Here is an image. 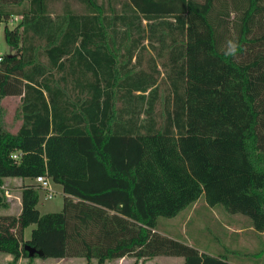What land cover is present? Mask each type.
Listing matches in <instances>:
<instances>
[{"label":"trees","instance_id":"1","mask_svg":"<svg viewBox=\"0 0 264 264\" xmlns=\"http://www.w3.org/2000/svg\"><path fill=\"white\" fill-rule=\"evenodd\" d=\"M77 1L83 10L67 2L54 12L47 0H0L13 50L0 61V98L21 100L17 132L0 126V185L46 175L64 193L60 212L41 214L37 185H24L20 212L0 213V254L12 264H231L157 222L203 195L264 230V0H185L171 13L139 11L137 0ZM229 40L240 45L233 57Z\"/></svg>","mask_w":264,"mask_h":264},{"label":"rangeland","instance_id":"2","mask_svg":"<svg viewBox=\"0 0 264 264\" xmlns=\"http://www.w3.org/2000/svg\"><path fill=\"white\" fill-rule=\"evenodd\" d=\"M134 3L136 1L132 0ZM139 1L141 8L139 11H161L165 13H171L178 10V8L184 5L185 0H173L167 3L157 2L152 3L147 0ZM48 7L54 12H60L65 3L77 11L83 10V5L77 0H47ZM15 10H20L21 7L15 6ZM19 15H12V23L7 21L9 28L14 27L19 22ZM4 26L0 24V55H5L12 52V48L7 44L4 38ZM159 63V61H158ZM160 71V82L165 77V68L158 64ZM164 83L161 82V91L164 90ZM20 96H6L0 98V126L12 133L17 132L21 125L20 116ZM161 105L158 103L157 109H160ZM16 178V179H12ZM21 177L4 178L0 185V190L4 197V204L0 207V213H7L17 215L20 204L16 197L20 198V193L24 185L34 184V180L31 179L28 182H22ZM51 185L54 189V195L51 198H47L45 191L37 186L39 199L36 208L41 214L48 212H60L63 206L64 193L60 185L51 181ZM234 214L227 212L220 204L210 206L206 203L204 196H200L199 199L193 204L183 210H181L176 216L167 218L159 217L157 222V229L169 233L177 240L185 242L186 244L198 249L199 252H214L226 254L228 248L223 246V241L219 242L221 238H225V241L235 243L236 247H240L238 251L242 255H248L252 253L254 256L262 254L264 250V238L260 239L255 235L243 234L244 237H235L228 232H225L223 223H233L234 225L246 226L249 224L250 218L238 214L233 217ZM229 221V222H228ZM35 228V224L29 225L24 231V238L30 237L31 230ZM244 240V241H243ZM244 242V243H243ZM238 243V244H237ZM258 244L260 245L259 249ZM252 248V249H251ZM257 257L253 259L255 263ZM264 260V253L259 258ZM0 264H12V257L7 254H0ZM15 264H86L84 258L80 257H65V258H45L36 257L31 260L27 257H21ZM93 264L95 262L93 261ZM105 264H179L176 261L164 260V258H148V259H135L128 256L119 259L107 261Z\"/></svg>","mask_w":264,"mask_h":264},{"label":"crops","instance_id":"3","mask_svg":"<svg viewBox=\"0 0 264 264\" xmlns=\"http://www.w3.org/2000/svg\"><path fill=\"white\" fill-rule=\"evenodd\" d=\"M7 178H11V177H7ZM12 179H16V178H12ZM20 180L22 182H28L31 179L30 178H20ZM16 198L18 200V203L20 204V208L18 211V213H19L21 210V201H20V198H18V197H16ZM236 215H238V214H234L233 217H231V218H234V216H236ZM223 226L225 228V232H228L232 235H236L235 237H237V238L238 237H240V238L244 237L243 234L244 233L247 234V231L249 230V232H250L249 234L255 235L256 238L258 237L260 239V241H259L260 244H262L261 239L264 238V230L262 232L255 231L253 229V227L251 226L250 221H249V224L246 226L234 225L233 223H227V224L223 223ZM158 231L161 232L162 234H165V235L170 236L172 238L178 239L177 237H174L169 233L163 232L159 229H158ZM225 238H227V237L221 238L219 242L223 241V243H224L223 246L225 245V247L228 248V251L226 252V254L214 253V252H210V251H208V252L201 251L200 253H207V254L213 255V256L222 255V256L226 257L227 258L226 260L231 264H264V260L262 261L261 259H259L261 257V255L264 253V250H263L262 254H257L255 256L252 253H248V255H245V254L242 255V254H240V251H238L240 247H236L235 243L225 241ZM259 247H260V245L258 244L257 248L259 249ZM255 257H257L258 259H256V261L254 263L253 259H255ZM155 258H164V260L176 261L179 264H183V261H184V258L181 256H155Z\"/></svg>","mask_w":264,"mask_h":264},{"label":"built area","instance_id":"4","mask_svg":"<svg viewBox=\"0 0 264 264\" xmlns=\"http://www.w3.org/2000/svg\"><path fill=\"white\" fill-rule=\"evenodd\" d=\"M13 17L9 18V23H12ZM19 20H20V16H18ZM3 23L5 24V22L3 20H0V24ZM3 55H0V61L2 59ZM20 156L19 153H14L12 154L13 158H18ZM34 184L37 185L38 187H40L41 189H43L45 191L46 197L47 198H51L54 195V189L51 185V179L49 177H47L46 175H38L37 177H35L34 179Z\"/></svg>","mask_w":264,"mask_h":264},{"label":"clouds","instance_id":"5","mask_svg":"<svg viewBox=\"0 0 264 264\" xmlns=\"http://www.w3.org/2000/svg\"><path fill=\"white\" fill-rule=\"evenodd\" d=\"M239 47H240V45H239L238 41H236V40L227 41L225 55L230 56V57L235 56L238 52Z\"/></svg>","mask_w":264,"mask_h":264},{"label":"water","instance_id":"6","mask_svg":"<svg viewBox=\"0 0 264 264\" xmlns=\"http://www.w3.org/2000/svg\"><path fill=\"white\" fill-rule=\"evenodd\" d=\"M25 248L29 250V255L32 256L35 252L41 254V251L36 250L35 248H32L28 245H25Z\"/></svg>","mask_w":264,"mask_h":264}]
</instances>
